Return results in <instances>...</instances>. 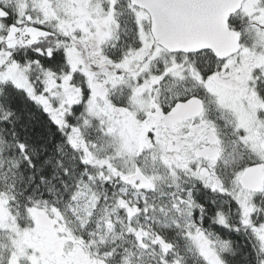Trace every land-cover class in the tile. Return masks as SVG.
<instances>
[{
	"label": "snow or ice",
	"instance_id": "snow-or-ice-1",
	"mask_svg": "<svg viewBox=\"0 0 264 264\" xmlns=\"http://www.w3.org/2000/svg\"><path fill=\"white\" fill-rule=\"evenodd\" d=\"M0 264H264V0H0Z\"/></svg>",
	"mask_w": 264,
	"mask_h": 264
}]
</instances>
